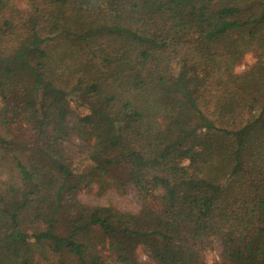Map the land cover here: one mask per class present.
Instances as JSON below:
<instances>
[{"label": "trees", "instance_id": "1", "mask_svg": "<svg viewBox=\"0 0 264 264\" xmlns=\"http://www.w3.org/2000/svg\"><path fill=\"white\" fill-rule=\"evenodd\" d=\"M28 4L0 0V264H208L214 239L264 264V0Z\"/></svg>", "mask_w": 264, "mask_h": 264}, {"label": "rangeland", "instance_id": "2", "mask_svg": "<svg viewBox=\"0 0 264 264\" xmlns=\"http://www.w3.org/2000/svg\"><path fill=\"white\" fill-rule=\"evenodd\" d=\"M19 4L23 7H28V0H18ZM256 60L254 53L249 52L245 55L242 62L237 66V71L241 72L248 69ZM25 139H31L29 133L24 134ZM81 139L74 135L69 143L66 144V149L71 158V165L76 168L77 171H85L89 167V161L83 153L79 152V144ZM79 198L89 205H114L122 210L139 213L141 211V202L138 198V192L133 185L125 187L124 191H119L113 186H108L104 192H99V186L96 182L90 185H84L78 191ZM214 245L205 249V259L208 264H213L219 260V253L221 245L218 240L214 239ZM102 248V257L107 264H122L114 255H112L105 246L100 245ZM136 256L139 260L144 262L155 263L153 256L148 249L139 244L135 248ZM65 264H73L67 262Z\"/></svg>", "mask_w": 264, "mask_h": 264}]
</instances>
